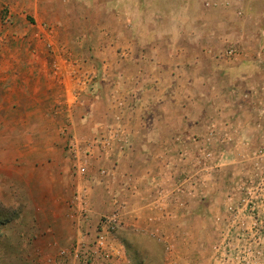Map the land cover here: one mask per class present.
Returning <instances> with one entry per match:
<instances>
[{"label": "crops", "instance_id": "1", "mask_svg": "<svg viewBox=\"0 0 264 264\" xmlns=\"http://www.w3.org/2000/svg\"><path fill=\"white\" fill-rule=\"evenodd\" d=\"M47 1L0 0V55L8 41L22 39L25 29L20 24L32 29L35 23L39 29L47 22L53 23L46 34L50 53L39 46L34 56L62 57L60 62L71 71L63 73L69 81L64 102L94 98L91 103H97L103 94L97 87L103 88L118 72L124 74V81L117 84L115 79L114 85L134 92L136 104L128 115L131 133L148 134L142 144L135 141L134 151L157 152V158L148 155L143 160L132 155L126 164L155 167L151 172L156 176L151 175L165 193L156 204L152 187L144 185L142 200H130L123 215L128 225L139 227L141 222L151 233L158 230L181 263L264 264V194L253 191L264 182V157L258 154L264 148V125L259 124L264 104V0H186L192 9L183 4L179 12L154 13L141 24L137 11L127 22L108 7L96 9L97 18L87 14L93 0H61L68 11L54 16L55 4ZM7 17L12 24L8 28L1 25ZM165 21L171 25L162 28ZM102 22L115 28L104 31ZM67 24L73 31H66ZM54 30L63 31L62 39ZM230 48L235 53L228 57ZM39 60L31 64L36 68L31 79L36 86L45 84L48 92L56 78L48 57L46 63ZM86 72L96 77L95 88L89 84L82 90ZM76 90L82 92L74 96ZM107 96H102L104 102ZM44 97L45 102L56 101L49 94ZM20 99L14 96V102ZM93 115L77 119L88 122ZM151 134L158 138L150 141ZM59 182L23 219L31 228L18 236H30L44 254L70 246L80 231L88 230L85 223L77 229L68 203L72 193L59 188ZM39 192L41 198L43 190ZM139 214L144 215L141 221Z\"/></svg>", "mask_w": 264, "mask_h": 264}, {"label": "rangeland", "instance_id": "2", "mask_svg": "<svg viewBox=\"0 0 264 264\" xmlns=\"http://www.w3.org/2000/svg\"><path fill=\"white\" fill-rule=\"evenodd\" d=\"M178 1L180 0H136L135 2L93 0L94 6H89L86 13L96 15V9L104 11V8L108 7L117 11L127 22L133 19L131 17L137 11L139 15L136 18L138 24H141L144 19L148 17L151 19L150 15L154 13L159 16L161 13L174 9L179 12L180 5L183 4L192 9L186 0L177 5ZM47 2L55 4L54 16L68 11L61 0ZM19 11L25 14L23 9ZM9 12L6 8L5 15ZM4 19L1 25H5L6 28L12 25L8 17ZM156 20L159 19L156 18ZM32 22L34 23L33 20ZM96 23L99 24L98 21ZM102 23L106 27L102 29L104 31L115 28V26L110 28L109 23ZM52 24L44 22L40 24L39 29L35 23L32 29L20 24L25 29L22 39L16 41L15 38L8 41L6 52L0 55V264H81L77 260L59 256L61 250H67L70 246L62 249L54 248V253L44 254L43 248L36 247L30 236L29 239L18 237L23 229L31 228L32 223L30 221L26 223L23 219L30 217L28 213L32 212V208H36L38 201L45 200L46 190H52L54 182L58 180H60L59 188L72 193L71 198L67 199L69 205L77 193L86 194L88 230H83V233H93L92 225H95L96 221L116 210L119 211L121 223L117 227L115 238L120 242L123 257L117 264H191L190 262L181 263L182 261L174 258L173 246L171 247L167 241L161 239L158 230L152 229L151 233L143 227L141 222L136 228L128 225L123 217L127 206L131 204L130 200L136 196L142 200L143 193L139 194L140 189L152 187L151 197L156 204L165 194L157 178L151 175V173L154 175L157 173L151 172L156 171L155 167L126 164L132 155L136 159L143 160L150 155L157 158V152L134 151L135 141L137 144H142L141 142H144V137L148 134L131 133L129 125L131 120L128 115L134 111L136 104L134 92L129 87L114 85L115 79L117 84L124 81V74L118 72L103 82L105 83L103 88L97 87L96 91L99 89L103 91V94H98L97 103H91L94 98H91L90 102L86 100L83 102L78 98L72 103L64 102L62 100L66 95L64 85H67L69 81L63 79V73L69 74L71 71L68 72L61 63L62 57L47 56L46 53H41L38 57L34 56L39 46L50 53L48 49L51 44L49 45L46 34L52 31ZM160 24L163 25L162 28L171 25L166 21ZM58 26L57 22L55 28ZM71 30L73 31L72 25L67 24L66 31ZM62 33L63 31L57 32L60 39H62ZM36 38L39 39L38 43L35 41ZM142 38L140 33L141 42ZM47 57L52 74L56 78L50 81L54 85H51L49 88L51 91L48 92L45 84L36 86V81L31 79L36 69L34 64H31L35 63L37 58H40L39 62L46 63ZM81 78L85 79V84L80 83L82 90H87L89 84H92L90 88H95L93 82L96 77L93 73L86 72ZM73 80L76 79L71 78L70 82ZM82 90H76L74 96ZM106 93L109 100L104 102L102 96ZM46 94L51 95L56 101H43ZM14 96H20L21 101L14 102ZM75 113L76 116H74ZM93 113L96 116L91 117L92 121L83 122L77 119L78 115L83 117ZM95 118L98 119L95 120ZM79 124L85 126L80 128ZM150 137L151 141L155 137L158 138V135L151 134ZM54 164L58 167H51ZM148 175L152 178L146 180ZM42 190L43 194L40 198L39 191ZM144 213L148 212L144 211ZM139 216L141 221L144 215L139 214ZM150 216L153 217V214L148 217ZM94 229L93 226V231ZM14 243L21 245L15 246Z\"/></svg>", "mask_w": 264, "mask_h": 264}, {"label": "built area", "instance_id": "3", "mask_svg": "<svg viewBox=\"0 0 264 264\" xmlns=\"http://www.w3.org/2000/svg\"><path fill=\"white\" fill-rule=\"evenodd\" d=\"M234 53L232 48L226 51L228 56H233ZM259 114L263 119L259 124L264 125V104L260 106ZM258 154L264 157V148L260 149ZM263 184V182L256 184L253 191L264 194ZM85 196L84 192L77 193L70 204L77 229L82 227V223L87 224L88 222ZM120 223L118 210L103 216L96 222L93 233L80 231L70 247L67 250H61L59 256L64 259L77 260L81 264H117L123 257L120 242L115 238V232Z\"/></svg>", "mask_w": 264, "mask_h": 264}]
</instances>
